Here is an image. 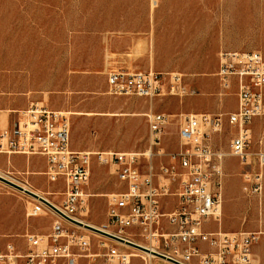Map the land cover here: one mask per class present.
<instances>
[{
    "label": "rangeland",
    "instance_id": "1",
    "mask_svg": "<svg viewBox=\"0 0 264 264\" xmlns=\"http://www.w3.org/2000/svg\"><path fill=\"white\" fill-rule=\"evenodd\" d=\"M230 31L231 35L237 33L229 37L231 43L249 44V0H0L2 129L7 126L8 113L12 112L9 127L18 116L9 107L40 103L68 114L75 150L93 154L137 152L142 154L143 167L148 162L155 167L168 164L180 147V124L192 113L183 108H197L198 104L190 101L204 92L198 79L206 78L207 86L216 94L220 92L215 75L218 56L222 51H239L217 48L221 35ZM186 44L192 45L191 51H185ZM13 63L22 67L12 68ZM151 70L182 73L188 88L199 95L150 99L108 92L109 73ZM235 91L223 98L227 109H234ZM158 113L166 114L169 124L163 130L161 145L155 146L148 115ZM233 136L231 128L224 127L214 135V147L227 154ZM5 156H0L2 176L28 186L45 199L62 202L64 183L49 181L44 157H15L10 162ZM246 168L238 158L225 156L223 199L230 181L243 205L245 197L249 198V222L257 219V230L262 232L259 244L264 240V176L262 194L248 193L242 176ZM121 189L114 167L99 163L94 156L87 186L90 205L82 219L114 232L108 219V200ZM167 199L169 209L173 208L174 198ZM35 203L33 196L0 180L1 251L11 242L25 253L28 234L50 233L55 216L49 211L28 216ZM241 211L231 224L239 220ZM205 227L216 229L218 222L211 221ZM92 231L91 253L100 256L95 261L81 257L75 264H102L106 250L99 242L105 237ZM133 252L142 257L133 259L132 264H172Z\"/></svg>",
    "mask_w": 264,
    "mask_h": 264
},
{
    "label": "built area",
    "instance_id": "2",
    "mask_svg": "<svg viewBox=\"0 0 264 264\" xmlns=\"http://www.w3.org/2000/svg\"><path fill=\"white\" fill-rule=\"evenodd\" d=\"M219 95L236 88L237 110L226 115L236 133L224 154L213 145L214 135L225 127L224 115L189 114L180 126V147L170 163L141 165V153L79 151L71 145V123L66 112L40 103L18 112L13 126L0 132V154L45 158L49 181L64 183L63 200L55 205L35 199L28 216L44 211L54 216L47 235L28 234V251L22 253L9 242L0 250V264L77 263L95 259L92 238L81 215L87 212L91 194L87 186L93 158L114 167L122 189L110 194L108 219L115 229L103 234L99 245L106 251L102 264H132L151 252L172 264H259L253 247L262 232L210 231L205 225L220 220L223 205V163L226 155L238 158L247 168L242 173L244 190L261 195L264 176V134L253 144L252 122L264 118V56L259 51H222L217 72ZM112 95L158 98L196 95L179 72L113 71L108 75ZM152 144L160 146L166 114H150ZM10 161V160H9ZM174 198L172 209H167ZM138 239V241L136 240ZM128 242L141 246L137 248ZM111 243V245L109 244ZM157 254L163 255L161 257ZM176 262V263H175ZM91 264V263H90Z\"/></svg>",
    "mask_w": 264,
    "mask_h": 264
},
{
    "label": "crops",
    "instance_id": "3",
    "mask_svg": "<svg viewBox=\"0 0 264 264\" xmlns=\"http://www.w3.org/2000/svg\"><path fill=\"white\" fill-rule=\"evenodd\" d=\"M231 31L227 34H222L220 37L219 44L217 48L219 49H233V50H249V51H259L264 56V0H249V31L246 32L247 37H249V44L240 45V42H234L231 43L229 37H234L237 35V33H234L231 35ZM242 37V35L240 36ZM187 49L185 51L189 52L191 51L192 45L186 44L185 45ZM220 58L218 56V68ZM12 68H21L22 64L20 63H13L11 65ZM218 70V69H217ZM216 78L217 77V74ZM198 83H200L204 87V92L199 95L197 98H194L191 102V104H198V107L194 108H186L184 107L183 110L191 111V114H210V115H224L225 117V127H230L232 130V134L234 135L236 133V130L229 125V123L226 120V115L228 113L234 112L237 110V96L235 91V97H233L234 102V109H227L225 107L224 97H221L219 94L214 93V88L211 89V87L207 86V79L206 78H199ZM219 84V81H218ZM220 87V86H219ZM236 90V88H233ZM219 95V97H218ZM29 107L28 104L22 103L18 106L12 105L11 110L16 112H19L21 110H25ZM8 108V107H5ZM8 110V109H2L1 111ZM3 115L0 113V132L3 127L2 122ZM15 117L18 118L16 115ZM12 118V112L8 113L6 116V127H9L11 123ZM16 118V120H17ZM16 122V121H15ZM182 124V123H181ZM180 124V126H181ZM252 134H253V144L254 147H256V143L261 138V136L264 134V118H255L252 122ZM179 138H180V127H179ZM181 141V140H180ZM218 138H214V143L217 144ZM264 148V146H263ZM0 156H5L4 154H0ZM6 157V156H5ZM8 157V156H7ZM22 157V155H12L10 158V162H14V158ZM19 163V162H17ZM232 181H230V184ZM229 187L225 193V197L223 199V205H222V215L218 222V227L216 229H208L210 231H217L221 230L223 232H254L258 231V220L254 219L252 222H249V198L245 197V205H243L242 201L237 199L235 191L232 189V187ZM169 209V207L167 208ZM172 209V208H171ZM242 210V211H241ZM241 211V216L239 217V220L233 224L232 220L236 216V212ZM211 221L216 222V219H211ZM227 223V226L225 225ZM262 226L264 227V224L262 223ZM9 243V242H8ZM253 256L255 260L259 264H264V240L261 241V243L256 244L253 247ZM90 264V263H89Z\"/></svg>",
    "mask_w": 264,
    "mask_h": 264
},
{
    "label": "water",
    "instance_id": "4",
    "mask_svg": "<svg viewBox=\"0 0 264 264\" xmlns=\"http://www.w3.org/2000/svg\"><path fill=\"white\" fill-rule=\"evenodd\" d=\"M0 180L3 181V182H5V183H7V184H9V185H11V186H13L14 188H17V189L20 190V191H23V192L27 193L28 195L33 196V197L36 198V199H40L41 201H43V202L49 204V203L47 202V200H45V198L39 197L37 194H35L34 192L30 191L29 189L24 188L23 186H21V185L15 183V182L12 181V180H9L8 178H6V177H4V176H2V175H0ZM86 227H88V228H90V229H92V230H95V231H97V232H100L101 234H104V235H107V236L113 237V238H115V239H118V240H120V241H123L121 238H118V237H116V236H114V235H112V234H110V233H108V232H106V231H104V230H101V229H98V228H95V227H92V226H89V225H87ZM128 243L131 244V245H133V246H135V247H137V248H141V249H143L141 246H139V245H137V244H134V243H132V242H128ZM157 255H159V256H161V257H164L163 255H160V254H157ZM175 263H176V262H175Z\"/></svg>",
    "mask_w": 264,
    "mask_h": 264
},
{
    "label": "bare ground",
    "instance_id": "5",
    "mask_svg": "<svg viewBox=\"0 0 264 264\" xmlns=\"http://www.w3.org/2000/svg\"><path fill=\"white\" fill-rule=\"evenodd\" d=\"M155 3H156V2H155ZM0 175H2V174H0ZM21 186H23V187L26 188V189H29L30 191H32V192H34L35 194L38 195L37 192L31 190L28 186H26V185H21ZM30 196H31V195H30ZM38 196H39V195H38ZM39 197H41V196H39ZM42 198H43V197H42ZM46 199L49 200L48 198H46ZM49 201H50L51 203L55 204V205H58L57 203H55V202H53V201H51V200H49ZM83 222H84L85 224L89 225V226H92V227H95V228H98V229L104 230V231H106V232L114 233V232L111 231V230L105 229V228H103V227H99V226H97V225H95V224H93V223H91V222L86 221V220H83ZM96 233H97V232H96ZM97 234H98V233H97ZM147 256H149V257H151V258L154 257L153 254H152L151 252H148Z\"/></svg>",
    "mask_w": 264,
    "mask_h": 264
}]
</instances>
